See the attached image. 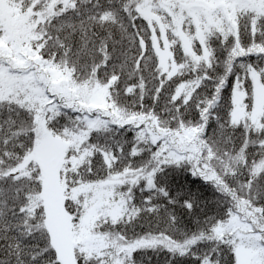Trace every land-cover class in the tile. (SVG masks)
<instances>
[{"label":"snow or ice","instance_id":"1","mask_svg":"<svg viewBox=\"0 0 264 264\" xmlns=\"http://www.w3.org/2000/svg\"><path fill=\"white\" fill-rule=\"evenodd\" d=\"M0 264H264V0H0Z\"/></svg>","mask_w":264,"mask_h":264},{"label":"trees","instance_id":"2","mask_svg":"<svg viewBox=\"0 0 264 264\" xmlns=\"http://www.w3.org/2000/svg\"><path fill=\"white\" fill-rule=\"evenodd\" d=\"M188 184L193 187V189H200L205 197H211L213 195L212 190L209 186L204 185L202 181L198 179H193L190 176H186Z\"/></svg>","mask_w":264,"mask_h":264}]
</instances>
